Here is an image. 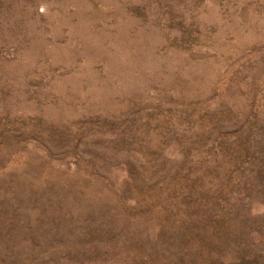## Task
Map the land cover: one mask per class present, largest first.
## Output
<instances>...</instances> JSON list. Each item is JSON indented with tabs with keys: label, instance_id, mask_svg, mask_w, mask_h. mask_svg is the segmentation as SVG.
<instances>
[{
	"label": "rangeland",
	"instance_id": "374dc122",
	"mask_svg": "<svg viewBox=\"0 0 264 264\" xmlns=\"http://www.w3.org/2000/svg\"><path fill=\"white\" fill-rule=\"evenodd\" d=\"M0 264H264V0H0Z\"/></svg>",
	"mask_w": 264,
	"mask_h": 264
}]
</instances>
